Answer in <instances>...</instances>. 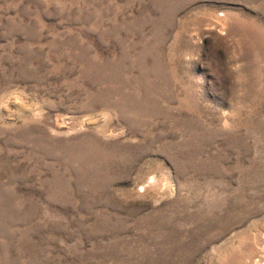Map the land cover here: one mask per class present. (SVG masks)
<instances>
[{
  "label": "rangeland",
  "instance_id": "obj_1",
  "mask_svg": "<svg viewBox=\"0 0 264 264\" xmlns=\"http://www.w3.org/2000/svg\"><path fill=\"white\" fill-rule=\"evenodd\" d=\"M0 264H264V0H0Z\"/></svg>",
  "mask_w": 264,
  "mask_h": 264
}]
</instances>
